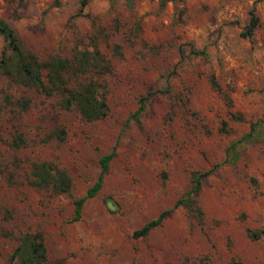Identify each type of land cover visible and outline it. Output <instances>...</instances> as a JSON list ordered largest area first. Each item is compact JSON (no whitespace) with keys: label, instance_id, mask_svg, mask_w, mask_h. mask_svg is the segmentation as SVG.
I'll list each match as a JSON object with an SVG mask.
<instances>
[{"label":"rangeland","instance_id":"obj_1","mask_svg":"<svg viewBox=\"0 0 264 264\" xmlns=\"http://www.w3.org/2000/svg\"><path fill=\"white\" fill-rule=\"evenodd\" d=\"M79 3L0 0V19L38 58L96 46L111 64L102 80V119L84 121L54 97L25 88L16 95L30 97L27 111H1L0 264L16 243L10 234L33 230L42 233L47 260L59 264H263L264 239H249L245 227L264 228V0H174L162 7L159 0H88L78 13ZM250 10L257 24L241 36ZM209 73L230 90L240 120L229 117ZM6 88L0 77V94ZM222 120L225 132L218 130ZM252 124L256 135L242 143L235 163H224L228 143ZM55 126L65 131L62 142L45 139ZM15 134L24 140L17 147ZM112 147L101 187L70 221L72 198L85 193L98 158ZM42 159L68 172L71 196L26 183L30 164ZM194 169H210L197 196L202 224L176 207L146 236L131 237L173 205Z\"/></svg>","mask_w":264,"mask_h":264},{"label":"trees","instance_id":"obj_2","mask_svg":"<svg viewBox=\"0 0 264 264\" xmlns=\"http://www.w3.org/2000/svg\"><path fill=\"white\" fill-rule=\"evenodd\" d=\"M130 3V0H126ZM260 0H253V3ZM88 0H80L78 13L87 4ZM174 0H159L162 7ZM257 24V17L250 10L248 23L244 26L241 36H249ZM101 32L100 29H97ZM0 37L2 40L0 48V77L5 79L8 88L0 94V113L2 110L22 113L28 110L31 99L28 96L16 95L20 88L37 90L46 97H54L57 105L63 110L78 112L82 120L95 121L102 119L108 106L103 93V76L110 73L111 64L96 46L91 49H75L69 56L48 55L40 59L33 53L14 33L12 27L0 19ZM114 52L120 54L119 46L114 45ZM193 54L203 55L201 49H190ZM208 82L210 87L220 95L227 108L229 117L233 120H240V114L233 109V102L230 90L222 87L213 73H209ZM11 90V92H10ZM13 91V92H12ZM144 106L143 98H140L139 105L130 114L134 120H138V114ZM220 132L226 131V122L222 120L218 128ZM256 124H252L249 130L237 139L228 143L223 158L224 163L233 164L238 159L239 148L242 143L253 139L256 135ZM65 131L61 126L50 129L45 137L46 140L55 138L62 142ZM24 143L20 134L13 135L12 145L20 146ZM112 147L106 154L98 158L99 171L86 189L79 197H73V212L70 221L80 218L82 203L89 197L95 195L101 187L102 174L108 167V162L113 155ZM210 172V169L199 171L191 170L188 175V186L178 196L170 208L161 210L156 217L146 221L141 227L131 231L130 236L144 237L148 231L156 227L169 214L172 208L181 207L186 216L197 223L202 224L203 213L197 203V196L201 190V179ZM26 183L36 190H49L54 194H66L71 196L72 180L68 172L49 160L33 161L29 166ZM4 215L10 218L8 211ZM2 234L5 231H2ZM245 234L251 240L264 239V228L245 227ZM16 243L7 255L3 264H59V260L49 262L47 260L46 247L42 233L38 230L20 231L18 234H10ZM231 264H244L239 260H232ZM264 264V263H263Z\"/></svg>","mask_w":264,"mask_h":264},{"label":"water","instance_id":"obj_3","mask_svg":"<svg viewBox=\"0 0 264 264\" xmlns=\"http://www.w3.org/2000/svg\"><path fill=\"white\" fill-rule=\"evenodd\" d=\"M106 206L109 208V209H112L114 207L113 203L111 201H107L106 202Z\"/></svg>","mask_w":264,"mask_h":264}]
</instances>
